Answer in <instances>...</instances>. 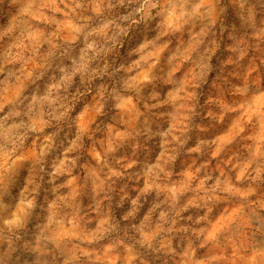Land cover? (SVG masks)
Segmentation results:
<instances>
[{
	"label": "clouds",
	"instance_id": "obj_1",
	"mask_svg": "<svg viewBox=\"0 0 264 264\" xmlns=\"http://www.w3.org/2000/svg\"><path fill=\"white\" fill-rule=\"evenodd\" d=\"M0 264H264V0H0Z\"/></svg>",
	"mask_w": 264,
	"mask_h": 264
}]
</instances>
